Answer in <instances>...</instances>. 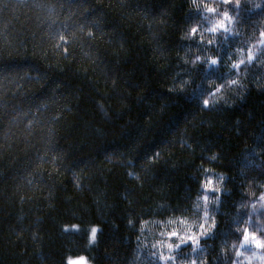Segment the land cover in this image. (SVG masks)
<instances>
[{"label":"trees","instance_id":"trees-1","mask_svg":"<svg viewBox=\"0 0 264 264\" xmlns=\"http://www.w3.org/2000/svg\"><path fill=\"white\" fill-rule=\"evenodd\" d=\"M236 3L0 0V264H264L237 239L264 229V0ZM202 195L213 235L169 253Z\"/></svg>","mask_w":264,"mask_h":264},{"label":"snow or ice","instance_id":"snow-or-ice-1","mask_svg":"<svg viewBox=\"0 0 264 264\" xmlns=\"http://www.w3.org/2000/svg\"><path fill=\"white\" fill-rule=\"evenodd\" d=\"M193 3H196V0H193ZM222 3L225 5H231L232 4V0H222ZM236 7H239V0H237V3L235 5ZM259 7V6H258ZM203 9L210 14L215 15L217 13V7H213L210 6L208 3H204L203 4ZM227 22V23H225ZM232 23L231 18L228 15V11L224 10L223 11V19L222 20H218L216 23H214L211 27L206 28V31L209 33H217L218 31H222L224 33H230L231 32V28L230 25ZM199 29L197 27H192L190 29V31L188 32V36L190 37H195L198 33ZM239 33H237L238 35ZM89 35H91V33H89ZM228 37L225 36L224 40L225 42L227 41ZM214 39H209L208 43L212 44L214 43ZM259 44L261 46V51L262 54H264V32L260 33V40H259ZM258 58L255 56V54L253 53V51L251 49L248 50V54H247V61H245L244 59H240L239 62L233 63L231 65L232 69H237L239 70L241 68V65H244L246 62L251 64L254 60H257ZM201 61V58L199 56L196 57L195 61H193V63H198ZM204 64L210 65V66H216L219 63H221V61H219L218 59H205L203 61ZM238 82L235 79H232L230 81V84L232 85H236ZM220 89H217V91H219ZM203 106L205 108L210 106V102L208 99H204L203 100ZM212 159H216V157H212ZM205 172H207V169H204ZM131 175V174H130ZM220 179H223V177H220ZM203 191L204 193H210V192H218L219 188L213 187V182L211 179H208L204 184H203ZM200 199L203 201L204 204V212H203V216L200 217V223H199V232L195 233V234H188L186 236H181L179 235L177 232L173 231L171 233L168 234L169 239L176 237L180 242L179 243H175V244H167V248L169 250V253H171L174 249L176 250H180L182 249V246L184 245H188L189 243H191L192 245V251L193 252H198V251H203V249L201 248V237H205L208 238L210 237V235H213L212 230L213 228L216 227V220H215V216L216 213L218 212V208H213V209H209L208 205L210 203V201L213 199L212 197H210L209 195H202L200 196ZM259 201H264V195H260L258 197ZM215 201L217 204H219V197L215 198ZM197 207H199V202L197 203ZM253 209H256V205L253 204ZM261 207H264V205H262ZM210 213H211V222H209L210 220ZM250 219L252 214L249 213L248 214ZM260 215H264V212L260 213ZM130 224L132 223L131 221L129 222ZM180 223H184V221H180ZM75 227V226H74ZM253 227L255 228V225H253ZM65 231H67V229H65ZM260 231H264V229H258L255 228L254 231H249V229L247 227H245L243 229V233L241 237H238L237 239L240 240V249H244L247 250L250 246H255L258 249H264V238H261L258 233ZM98 229L96 227H93L91 229V238H90V243L95 241L96 235H97ZM240 249H237L236 251V255L239 257L242 255V252ZM186 253V249L178 252L177 257H174L172 255H168V256H164L161 255L159 257L160 260H175L178 257H183L185 256ZM255 255V254H253ZM68 264H85L84 258L81 257L79 259V261H73V260H69ZM192 264H195V260H193ZM231 264V262H230Z\"/></svg>","mask_w":264,"mask_h":264},{"label":"rangeland","instance_id":"rangeland-1","mask_svg":"<svg viewBox=\"0 0 264 264\" xmlns=\"http://www.w3.org/2000/svg\"><path fill=\"white\" fill-rule=\"evenodd\" d=\"M81 257H78V258H71L69 260H73V261H79ZM84 261H85V264H90L85 258H84ZM69 262V261H68Z\"/></svg>","mask_w":264,"mask_h":264}]
</instances>
